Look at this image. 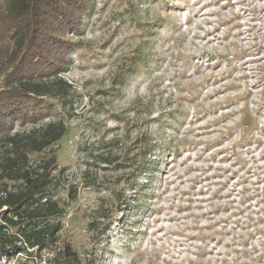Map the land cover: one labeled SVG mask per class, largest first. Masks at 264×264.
<instances>
[{"label": "rangeland", "instance_id": "1", "mask_svg": "<svg viewBox=\"0 0 264 264\" xmlns=\"http://www.w3.org/2000/svg\"><path fill=\"white\" fill-rule=\"evenodd\" d=\"M66 37L42 80L67 95L10 131L65 126L50 151L64 210L53 247L83 264H264V0H88ZM24 248L1 264L54 255Z\"/></svg>", "mask_w": 264, "mask_h": 264}, {"label": "trees", "instance_id": "2", "mask_svg": "<svg viewBox=\"0 0 264 264\" xmlns=\"http://www.w3.org/2000/svg\"><path fill=\"white\" fill-rule=\"evenodd\" d=\"M4 3L6 26L0 32L13 49L11 66L0 78V264L24 252V247L53 250L47 264H83L69 245L53 247L64 210L50 193L56 170L50 151L65 134L64 124L49 121L28 133L10 131L15 121L36 124L48 117L52 104L45 98L60 100L67 95L70 86L62 79H42L60 70L72 47L66 35L79 31L88 0ZM45 151L49 154L44 157L30 158ZM104 233L105 229L100 235Z\"/></svg>", "mask_w": 264, "mask_h": 264}]
</instances>
